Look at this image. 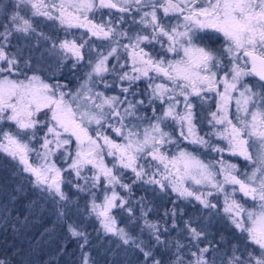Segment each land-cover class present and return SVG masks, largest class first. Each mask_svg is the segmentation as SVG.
Here are the masks:
<instances>
[{"label":"snow or ice","instance_id":"6c2138e0","mask_svg":"<svg viewBox=\"0 0 264 264\" xmlns=\"http://www.w3.org/2000/svg\"><path fill=\"white\" fill-rule=\"evenodd\" d=\"M103 10H108L109 18L101 16L97 23L95 17ZM113 13L118 15L115 26ZM126 16L133 25L142 26L139 32L129 35L118 30L129 22ZM135 16H139L138 21ZM173 18L176 24L169 22ZM39 23L58 26L66 38L53 41L37 31ZM74 30L86 31L72 36ZM210 33L222 35L227 63L217 54L221 49L196 43L203 42L205 34L211 39ZM33 38L34 44L30 42ZM13 39L29 43L21 48L12 43ZM124 39L129 43H122ZM93 41L100 42L101 47L107 44V52L94 53ZM44 44L51 48L43 49ZM157 44L162 50L159 57L145 51ZM50 51L63 58L58 59V65L71 60L70 70L81 62L91 68L77 91H65L68 85L48 83L36 74V65L43 63ZM168 54L178 58L166 59ZM122 56L124 63L119 62ZM110 58L117 61L111 68ZM106 73L114 74L121 85L127 84L120 88L124 99L106 96L89 86L95 84L94 77L102 81ZM249 76L259 77V90L242 83ZM142 80L148 84L145 92L152 118L137 115L144 99H128L139 94L133 87ZM209 93L218 100L206 121L211 131L201 136L190 97L199 98L203 106L210 99ZM157 102L160 115L156 114ZM181 105L182 111H177ZM0 124H9V129L0 128V153L16 161L21 173L28 174L40 199L51 197L59 205L58 219L77 207V201L63 190L67 185L92 197L89 214L99 220L104 234L117 238L113 241L117 248L128 246L142 254L144 264H161L156 245L166 246L169 242L161 237L172 230L186 231L190 241L187 252L179 240L172 241L176 248L172 264H217L225 237L221 235L215 242L208 237L213 235L210 229L214 222L226 218L246 241L240 238L238 243H229L220 257L221 264H264V0H10L7 5L0 4ZM168 127L176 128L175 135L165 131ZM213 138L224 147L213 144ZM34 141L39 149L31 146ZM184 141L216 153L220 159L205 163L179 147ZM170 146L176 148L171 155ZM225 153L250 162L251 172L242 173L243 179L234 174L237 166L225 163ZM33 155L35 163L30 159ZM53 157L67 167H58ZM106 157L111 158V166ZM125 170L132 173L131 183H124L116 174ZM65 173L72 179L66 180ZM101 181L105 182V194L97 203L93 189ZM189 182L191 187L186 186ZM117 186L125 196L115 191ZM134 186L145 194L133 199ZM169 192L177 199L197 202L208 215L184 220L185 211L176 201L160 214L148 196H168ZM237 194L256 206L244 207L235 198ZM221 195L224 198L218 206L212 200ZM114 211L126 213L131 228L138 227L141 233L148 230L154 243L132 235L127 227H118ZM150 213L160 218L150 220ZM169 220L171 225L166 227ZM67 228L72 237L89 243L79 225L68 224ZM204 241L206 245L200 247ZM83 264H89L87 256Z\"/></svg>","mask_w":264,"mask_h":264},{"label":"trees","instance_id":"16d2710c","mask_svg":"<svg viewBox=\"0 0 264 264\" xmlns=\"http://www.w3.org/2000/svg\"><path fill=\"white\" fill-rule=\"evenodd\" d=\"M30 42L34 44L35 39L33 38ZM204 42L211 47L217 45L212 36L211 39H208V35L205 36ZM12 43L23 48L29 41L13 39ZM12 50L15 51V49ZM87 58L86 56V60ZM71 63V60L66 61L49 73L37 69L36 74L48 83L58 81L61 84H66L68 87L64 90L72 91L79 85L90 67L85 62H81L75 70H70ZM28 75H32V72H28ZM19 79H24V77L20 76ZM139 97L145 100V105L139 107L140 116L152 118L153 113L150 112L152 106L148 105L146 94H140ZM159 106L160 104L157 102L155 104L156 114ZM0 128L7 129L9 124H0ZM32 144L34 148L39 149L38 143L34 141ZM31 160L36 162L34 155L31 156ZM61 164L63 167H67V163L62 162ZM66 174H64L66 180L72 179ZM86 174L91 175L90 172ZM116 174L122 176L124 183H131L133 177L130 171L125 170L122 174L117 171ZM27 175L21 173L20 165L16 161L7 157L6 154L0 153V261H4L5 264H83L84 257L87 256L89 264H113V262L115 264H144L142 254L130 250L128 246L122 245L117 248L113 243L117 238L111 234H104L98 221L89 214L92 197L87 192H77L74 187L70 189L65 185L63 190L72 200L77 201V207L72 210L69 216L58 219L56 209L59 205L51 197L40 199L36 189L27 179ZM93 191L96 193L97 201H100L105 191L104 181H101L100 186ZM115 191L121 196L126 195L120 188H115ZM133 191L135 193L133 199L145 194L136 186ZM148 199L152 201L153 208L160 214L165 208L173 206L171 201H176V204L185 211L184 220L208 215L207 210L201 209L197 202L174 200L170 192L168 196L158 193L154 198L148 196ZM33 201H37V203L33 204ZM216 203L218 206L221 205L220 200H216ZM135 214L138 216L139 212L137 211ZM113 215L120 226L127 227L132 235L138 236L145 242L154 243L153 240H150L148 230L145 229L141 233L138 227L133 229L127 225L126 213L114 211ZM159 218V215L149 214L150 220ZM68 224L79 225L80 229L86 233L89 243L84 244L83 238L72 237L68 232ZM177 224L180 229H183L184 225L180 219L177 220ZM170 225L171 221L169 220L165 226L170 227ZM196 226L193 224V227ZM210 231L213 235L209 236L208 240L215 242L221 235L225 237L221 252L218 254L217 264H221L220 257L224 255L229 243H238L240 238L246 241V236L235 231L228 221L214 222ZM187 235L186 231L172 230L169 234L161 237L169 242L166 246L156 245V257L161 260V264H172L176 252L175 245L172 243L174 240H179L186 246L184 251H188L187 245L190 241L186 239ZM206 243L207 241L202 242L200 247H204ZM191 251L195 252L196 248L192 247Z\"/></svg>","mask_w":264,"mask_h":264},{"label":"rangeland","instance_id":"374dc122","mask_svg":"<svg viewBox=\"0 0 264 264\" xmlns=\"http://www.w3.org/2000/svg\"><path fill=\"white\" fill-rule=\"evenodd\" d=\"M9 2H10V0H0V4H2V5H7ZM101 16H103L105 19L109 18L108 10H103L101 13L97 14V16L95 17V20H96L97 23L101 22ZM111 19L113 20V25L115 26V23L118 20V15L113 13L112 16H111ZM135 19L138 21L139 20V16H135ZM125 20H127L129 22L125 23V24H121L120 25V29H118V30L128 31L129 35H131L133 32H139L141 30L142 26L133 25L131 23V17L126 16ZM169 22L172 23V24H176L178 21L175 18H173ZM34 23H36V22L34 21ZM36 27H37V31L38 32H43L47 36L52 37L53 41H55L57 43L59 42V40L66 38L63 29L59 28L58 26H54V25H52L50 23H39V24H36ZM84 31H86V30H74L73 33H72V36H80L81 33L84 32ZM141 34H147V32H143ZM206 35H208V34H205V36ZM210 35L212 36V39L215 40L216 43H217V45L215 47H211L210 45H207L204 41L203 42L196 41V43L200 44L201 46H210L213 49H221V51L218 52L217 54L221 55L222 58L224 59V62L227 63V57L224 56V53L222 51L223 47L225 46V41H224L222 35L219 34V33H210ZM68 38H71V36L68 37ZM83 39L87 40L88 36L87 35L83 36ZM122 43L127 44V43H129V41L127 39H124V40H122ZM93 44H94V51L101 50V51L107 52L108 47H109L107 44H104L103 47H101V43L100 42H96V41H93ZM50 48H51L50 44H44L43 45V49H50ZM145 51H149V52L152 53L153 56H157V57H159V55L162 54V50H161V48H160V46L158 44L155 45L154 49L151 48V47H146ZM119 52L123 53V49H119ZM177 58L178 57H176L174 54H168V56L166 57V59H177ZM58 59L62 60L63 58L62 57H58L57 53L55 51H50L49 55L44 59V62L39 64V65H36V70L37 69L40 70V71L44 70V71H47V73H49L54 68H57ZM67 61H69V60H67ZM65 62L66 61H64V63ZM119 62L120 63H124L125 62L123 56L121 57V60ZM116 63H117V61L115 59L110 58L109 61H108L109 68H111V66L113 64H116ZM127 70H128L127 68L124 69V71H127ZM90 71H91V68H89V71L87 72V74ZM87 74L82 79V81L79 83V85L74 90H72V92L77 91L81 87V85L85 83L86 78H87ZM219 75H222V73L218 72V76ZM93 79L95 80V84H91L90 83L89 86L92 87L94 91L103 92L106 96H119L121 99H124V96L121 95L120 88L122 86L126 87L127 84L125 83V84L121 85L120 81L114 79V74L106 73L104 75L102 81H101L100 78H95L94 77ZM163 82L164 81H162V80H156L155 81V83H163ZM242 83H245V84L253 86L254 90H259L257 88V85L259 83H261V82L257 78H255L254 76H249V77H244L243 80H242ZM104 84H109V85H111V87L105 88ZM144 87L146 89L148 87V84H147L146 81L142 80V81L138 82V87L134 86L133 90L137 91L139 94L136 97L128 96V99L129 100H133V101L141 99V97H139V95L140 94L141 95L146 94V92H145L146 89ZM67 91H69V90H67ZM208 96L210 97V99L206 103H204L203 106H201L199 98L190 97V100H191L192 104L194 105V108H195L196 113H197V122L196 123H197V128L199 130V135H201V136H204L205 133L211 131V128L207 125L206 121H207V118H208V113L216 110V102L218 100V98L215 95L211 94V93H209ZM165 107H166V105H165ZM233 109H234V106H233ZM177 111H182V105H181L180 108L177 109ZM139 112L140 111H138L137 115H140ZM150 112H151V114L153 113L152 109L150 110ZM161 113H162V109H161V105H160L157 115H160ZM133 122H135V121H133ZM113 123H115V121H113ZM144 126L145 127L147 126V122L144 123ZM7 129H9V128H7ZM10 130H14V129H10ZM165 131H171L175 135L176 128L175 127H168V128H165ZM109 134L111 135L110 132H109ZM205 138H208V137H205ZM113 139H116V137L113 136ZM118 142H122V141L118 140ZM212 143L213 144H218L219 147H224V143L223 142H218L215 138L212 139ZM31 146L33 147V144ZM72 147L74 149L75 145L73 144ZM179 147L192 152L194 155L198 156L205 163H208L209 161H213L214 162V161L220 159V156L217 155L216 153L210 152L209 150L204 149V148H200V147H198L196 145H191L187 141L181 142L179 144ZM175 151H176L175 146H170L169 154L171 155ZM249 151L253 152V149L250 147ZM30 159H31V157H30ZM53 159L56 160V164H57L58 167L65 168V167L62 166V164H61L62 161L61 160H59V159H57L55 157H53ZM105 159H106V161L109 162V166H111V163H110L111 158L106 157ZM223 159H224L225 163L234 164V165L237 166L238 171L236 173H234V174L238 175L241 179H243L242 173H244V172H249L250 173L251 170H252V164L250 162H248V161H245L243 157L232 156V155H229V154L225 153L224 156H223ZM254 159H255V156H254ZM85 172L88 173L87 170H85ZM119 173L122 174L121 172H119ZM66 176H68V174H66ZM121 178H122V176H121ZM104 184H105V182H104ZM186 186L191 187L190 182ZM116 188H119V186H117ZM192 190L195 191L196 189L193 188ZM226 190L230 191V188H228L226 186ZM205 191H206V189H205ZM170 193H171L172 198L174 200H179V199H177V196H176L175 193H172V192H170ZM104 194H105V191L103 193V196H104ZM107 194L111 195V191L108 190ZM103 196H102L101 200L103 199ZM223 198L224 197L221 195L219 197V199H218V200L221 201V204H222ZM235 198L240 203H242L244 205V207H246V208L252 209V208H254L256 206L253 201H251L248 198H242L239 194H237V196ZM91 200H90V202H91ZM100 201H97V203H99ZM212 202L216 203V199H213ZM94 218L100 224L99 220L95 216H94ZM223 220L225 222L227 221L226 218L223 219ZM117 226L118 227H122V226H120L118 221H117ZM250 251H254L255 252V249L251 248ZM255 254H259V253L255 252Z\"/></svg>","mask_w":264,"mask_h":264},{"label":"water","instance_id":"95a60500","mask_svg":"<svg viewBox=\"0 0 264 264\" xmlns=\"http://www.w3.org/2000/svg\"><path fill=\"white\" fill-rule=\"evenodd\" d=\"M255 78H257L258 80H259V77H257V76H254Z\"/></svg>","mask_w":264,"mask_h":264}]
</instances>
